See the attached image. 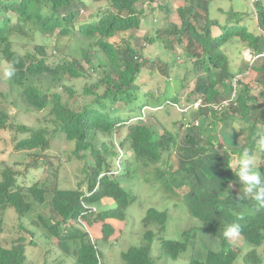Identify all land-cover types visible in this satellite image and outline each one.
<instances>
[{
  "label": "trees",
  "instance_id": "obj_1",
  "mask_svg": "<svg viewBox=\"0 0 264 264\" xmlns=\"http://www.w3.org/2000/svg\"><path fill=\"white\" fill-rule=\"evenodd\" d=\"M93 1L108 4L98 7L80 21L81 6L84 10L90 9L92 2L0 0V60H4L7 67V75L0 74V80L9 84L7 90H0V98L5 106L13 104L17 107L18 101H21L35 111H47L46 120L52 123V126L20 123L16 120V112H10L0 105V140L9 132L22 135L13 144L0 145L3 148L0 149L3 152L0 155V231L4 230L6 221L3 215L9 208H14L23 216L32 209L35 201L41 204L50 201L53 211L51 223L47 224L40 217L42 225L51 235L74 244L76 264H99L101 255L96 240L89 232L76 229L64 235L61 228L69 216L80 214L81 197L85 194L80 188L87 184L88 191L97 187L92 195L85 198L88 202H96L106 196L116 201L115 207L86 216L92 225L103 222L102 238L111 239L115 228L107 220H125L127 208L136 197L118 181L113 172L118 168L115 162L119 148H124L129 149L133 157L123 159L120 174L123 171L126 175L132 174L134 162L143 168L161 164L157 177L168 190L174 186L179 188L178 193L184 195L186 205L191 214L200 220L201 228L218 240L215 248L204 251L202 259L191 258L192 264H235L242 247L238 242L232 244L231 239L223 235L234 222L241 225L239 236L251 246L240 264H261L262 257L257 250L264 248V208L259 207L251 195H243V185L233 170L243 149L248 148L257 153L260 158L257 166L264 174V152H260L256 145L257 130L264 131V102H257L253 94L254 87L259 85V94L264 98V56L250 66L251 75L254 76L249 80L252 81L240 79L236 96L226 109L219 110L213 104H221L224 99L232 97L235 90L232 80L239 72L232 67L228 50L240 40L254 55H261L264 53V33L256 35L248 25L241 24L242 15L232 19L233 14H230L224 24L212 20L209 16L211 0H185L183 5L175 7L180 22L175 19L162 27L154 25L153 33L139 35L145 11L150 9L155 12L159 9L171 15L173 1ZM257 13L259 26L264 30V10H257ZM218 25L220 28L217 30ZM57 29L62 34L80 33L94 37V41L77 40L91 46L92 49L80 47L79 50L90 63L92 72L97 73L96 79L84 88L87 99L81 107L72 103L70 98L65 100L58 91L65 85L66 76L78 78L92 74L89 68L85 69L81 64L76 52H70L69 45L59 52L60 58L56 63L48 61L43 45L36 44L34 50L27 49L25 52L23 47H14L13 37H23L22 42L16 40L19 45L26 46L38 32H54ZM119 33L123 36L114 39ZM149 45H162L165 47L164 54L180 46L182 53L195 59L193 81L191 78L190 82L179 79L183 89L194 83L191 99L202 98L203 102V106L191 110V118L187 120L189 128L184 127V119L175 120L174 124L180 125L176 131H172L164 124L157 129L147 121H132L131 117L123 118L121 114L126 108H132L129 112L137 107L142 108V87L138 80L145 70L149 73L160 70L159 73L168 75L170 63L167 62L168 67L162 61L161 67L155 58L146 56L145 49ZM91 50L96 53L98 64H92V55L88 53ZM248 63L245 60L239 71L248 68ZM69 90L73 95V90ZM11 96L15 100L10 101ZM17 112L20 117L21 113ZM234 122H239L241 129L229 132L228 126ZM201 126H204L206 133ZM223 126L227 148L221 153L219 148L214 147L212 133ZM240 136L244 138L243 144L239 142ZM63 138L73 144L67 151L68 157L74 155L86 159V152L91 153V159H87L88 166L83 169L84 177L81 176L78 182L79 188H51V182L35 179L29 185L25 184L30 169L39 167L40 163L34 158L32 163L26 165L18 151L33 149L36 154L49 157L52 156L49 151L55 147V141ZM227 150H232L238 156L232 157ZM55 176L57 179L58 175ZM167 219L168 211L151 208L144 221L147 224L155 222L159 225L158 229L163 230ZM28 232L33 234V231ZM156 235V232L148 230L142 245L132 246L123 252L122 257L127 264H155L150 250ZM196 235L197 230L194 229L185 231L180 241L162 237L161 246L168 256L176 259L189 245L196 243ZM29 243H35V240L31 239ZM27 246L23 235L8 244L0 242V264H26Z\"/></svg>",
  "mask_w": 264,
  "mask_h": 264
},
{
  "label": "rangeland",
  "instance_id": "obj_2",
  "mask_svg": "<svg viewBox=\"0 0 264 264\" xmlns=\"http://www.w3.org/2000/svg\"><path fill=\"white\" fill-rule=\"evenodd\" d=\"M92 2L90 9L88 8L85 13H82L80 16V21L86 19L92 11L96 10L98 7H104L107 5L102 2H94L92 0H88ZM184 2L183 0H176V5L180 6ZM171 15H168L167 12L155 10L158 15H150V12H147L143 24L142 29L139 33H144V31H149V33L154 32V28L151 26L157 24L160 27L166 25L168 22L177 21L180 22V18L175 7L171 5ZM257 10H264V0H211L209 5V15L212 19L217 18L220 22H224L229 18L230 14H233L232 19L239 18L240 23L244 25H248L250 31H253L256 35L264 33V30L259 26V21L257 19ZM150 11V10H148ZM152 14H155L151 12ZM236 13V14H234ZM159 16L157 22H155V18ZM78 19V18H77ZM79 20H77L78 22ZM178 22V23H179ZM59 30H56L53 34H37L34 38L26 45H19V42H22L23 37H13L15 41L14 47H23L24 52L27 49L34 50V46L36 43L44 44L47 51V56L50 63H56L59 60L58 53L62 50H65L68 45L70 52H76L78 58L82 57V53L80 52V47L91 48L87 43H82L77 40L84 41H92L94 37H86L80 33L76 35L72 33L59 34L57 33ZM145 31V32H146ZM125 35V34H124ZM77 36L78 38L74 37ZM123 34H117L114 39H120ZM17 39V40H16ZM159 43V42H158ZM58 46V47H57ZM164 48L162 45H149L146 47V54L148 56L157 57V60L167 61L173 65V69L168 72V75H163V73H158V71H153L151 73L148 70H143L144 75L138 80L142 89L140 91V96L142 99L146 98L143 94H147L150 97V100H154L152 95L156 96L159 94L156 92L158 89L160 92L165 90L167 86V82L170 78L175 79H184L188 82L193 81L194 79V71L193 62L195 59H191L182 53L181 47L177 46L175 51L167 50L164 54ZM229 57L232 59V67L236 72H240L245 69L239 71L242 65H244L245 60L248 56V48L246 45L240 40H237L235 45H233L228 50ZM246 56V58H245ZM176 59V61H175ZM0 74L7 75V67H5L6 62L4 60H0ZM85 66H88L87 63L83 61ZM5 67V68H3ZM253 74L246 78L245 81L253 78ZM96 72H92V74L84 75L80 78H72L65 77V86L58 88L64 97V99H69L72 103H74L77 107L83 106L86 102V95L84 93V88L86 85H90L93 79H96ZM252 81V80H249ZM193 84L187 85L183 94V101L185 103L188 102V92L187 90L193 88ZM9 88V84L7 81L0 80V90H7ZM72 89L74 94L72 95ZM183 91V86L180 85L179 81H174L172 85H169L168 95L171 96H180ZM191 91V90H190ZM260 86L254 87L253 94L256 95L257 102L263 103L264 98L259 94ZM178 94V95H177ZM70 95H72L70 97ZM177 98V99H178ZM173 99V100H177ZM10 101L15 100L12 96L9 98ZM140 100V98L138 99ZM18 101V100H16ZM181 101V99H180ZM22 103V104H20ZM18 106L9 105L5 106L2 99L0 98V105L4 106L10 112H16V120L20 123H26L32 126L36 125H45L52 126V123L47 121V111H35L24 102L18 101ZM25 108V109H24ZM132 108H126L125 111L121 112L124 115L123 118L129 117V110ZM138 109V107L136 108ZM19 111L20 117L17 115ZM49 110V108L47 109ZM179 118H191V112L181 114L176 112V109L172 108L171 105H168L164 110L160 112L150 113L147 117V122L151 123L154 127L158 129V126L165 125L168 129L171 127V122H174ZM223 125V124H222ZM236 125L240 127L239 122H236ZM205 126H208L206 124ZM206 133L204 126H201ZM233 124L229 125L228 128L231 129ZM224 128V126H223ZM161 129V128H159ZM177 126L173 125L172 130H176ZM200 130V129H199ZM234 130V129H233ZM214 133H212L214 138V147L219 148V144L222 141L226 130H223L221 127L214 129ZM225 131V132H224ZM4 136V135H3ZM22 135L18 132H12L10 134L7 133L5 138L0 140V145L3 147L5 143L13 144L16 140L20 139ZM10 138L12 140H10ZM10 140V141H9ZM239 141L243 142V136H240ZM53 149H50L52 155V168L51 167H39L31 168L30 172L26 177L25 184L29 185L34 179L40 181H49L51 182V188L61 187V188H75L78 186V182L81 180L80 177H84V167L87 165V159H91V153H87V157L82 158L78 156L71 155L68 157L67 151L71 149L73 146L72 143L67 141L66 139L56 140ZM0 149H3L0 147ZM124 151H127L123 148ZM129 150V149H128ZM5 151H7L5 149ZM3 152L0 151V155ZM26 151H18L19 155L25 156ZM65 154V155H64ZM256 157V162H260V158L257 156V153H253ZM27 154L24 161L28 159ZM61 156V157H60ZM238 156V155H235ZM118 158V157H117ZM124 157L118 161L122 162ZM130 160V159H126ZM117 163V162H116ZM88 166V165H87ZM124 166H126V162H124ZM161 167V164H151L149 168H143L137 166V163H133V168L135 169L132 174H125V171L122 172L119 176H117L118 181L122 182L123 186L135 197L134 201L130 203L127 211L125 213L124 224L119 223L120 229L116 234L115 238L111 239H103L96 238L100 235V223L96 226V234L92 232L94 238H96V244L98 247V251L101 255V264H127V262L123 259L122 253L127 251L132 246H139L143 244L144 234L148 230H152L156 232L157 235L152 243L151 247V257L154 260L155 264H192L191 258L196 257L198 259H202L204 256V251L207 248H215L216 241H218L214 235L205 231L201 228V222L198 218L194 217L188 206L184 201V195L179 192V188L174 186L171 190H168L165 184L161 179L157 177V170ZM55 174L58 175L56 179ZM22 181V180H21ZM84 188H87V184H83ZM115 206V205H114ZM52 205L50 201L46 204H41L38 202H34L32 209L23 216H20V213L17 212L14 208H9L8 211L4 212L5 224H3V229L0 231V242L1 243H10L13 239H17L20 236H25L28 242L27 253L28 259L26 264H76L73 258L70 257V249L71 246L68 242L59 239L56 236L50 234L49 230L42 225V219L48 224L51 223L50 215L52 213ZM154 208L160 211H168V219L165 223V228L163 230H159V225L155 222H151L149 224L145 223L144 218L147 216V212L149 209ZM53 214V213H52ZM23 226V227H21ZM197 230L196 243L189 245L186 250H184L180 256L176 259L168 256L162 246H161V238L168 240H183L184 232L188 230ZM95 230V228H93ZM91 230V231H93ZM33 234L35 235L34 238ZM66 229H62V234H65ZM31 239L35 240V243L30 244ZM232 244L234 242L240 243L241 254L238 256L235 264H240L243 260L244 255L251 248L249 244L242 240V238L238 235L236 238L231 239ZM206 246V247H205ZM239 246V245H238ZM205 248V249H204ZM72 249L74 251V245L72 244ZM258 254L262 257L261 264H264V248L260 247L257 250Z\"/></svg>",
  "mask_w": 264,
  "mask_h": 264
},
{
  "label": "clouds",
  "instance_id": "obj_3",
  "mask_svg": "<svg viewBox=\"0 0 264 264\" xmlns=\"http://www.w3.org/2000/svg\"><path fill=\"white\" fill-rule=\"evenodd\" d=\"M169 1H173L172 5H174V7H178L176 5V0H158V2H165V3H169ZM183 1L185 2V0H183ZM253 1H256V0H253ZM184 2H182L181 5H183ZM148 10H150V9H148ZM148 10L145 11L146 15L148 14L147 12H150V15H155V17H156V15H158V13H156V11L159 10V9H156L155 12H153L151 10L148 11ZM86 11L87 10H84V8L81 6L80 13L82 14V13H85ZM159 11L165 12L164 10H159ZM151 12H153L155 14H152ZM11 14H13L14 17H15V13H13L11 11ZM144 19L145 18L142 19V24H143ZM158 19H159V16L157 18H155V22H157ZM212 20H217L220 24H224L227 21L226 20L224 22H220L217 18H214ZM156 25L157 24H155V26ZM153 26H151V27L154 28ZM157 26H159V25H157ZM216 28L218 30L220 28V26L218 25ZM57 30H59V29H57ZM154 30H155V28H154ZM217 30H215V31H217ZM140 31H143L142 26H141L139 32ZM145 31H144V33H139L138 32V34L139 35H141V34L144 35V34H146V32L147 33L149 32V31H146V32ZM54 32H45V33L38 32L37 34L48 35V34H53ZM57 33H59V31ZM59 34H62V33H59ZM67 34H69V33H67ZM92 41H94V40H92ZM36 44L39 45V46L43 45L44 49H45V52L47 54L46 47H45L44 44H38V43H36ZM34 48H35V46H34ZM92 51H94V50H91V51L88 52L89 56L92 55V59H91L92 64H98L96 62L97 58L95 57L96 53L92 52ZM145 52H146V49H145ZM58 55H59V53H58ZM146 56L151 58V59L155 58L157 60V57L148 56L147 54H146ZM263 56H264V53L261 54V55H257V56L254 55L252 53V51L250 50V48H248V56H247V59H245V60L247 62H249L248 63L249 65H248V68L242 70V73H240L241 72L240 71L233 78L232 85H233L235 90L232 93V97H229L228 99H224L221 104H213L214 107H217L219 110H223V109H226L228 107L230 101L232 102L234 100V97L236 96V92L238 91V89L240 87V85H239L240 79L241 78L246 79L247 77H249V75H251V72H252V69H250V66L259 57H263ZM245 58H246V56H245ZM47 59H48V56H47ZM79 59H81V64L82 65H84L83 61L88 64V66L84 65V67H85V69L89 68L88 71H91V73H92L93 69L91 67H89V66H91L90 63L83 56L81 58H79ZM48 61H49V59H48ZM157 61H158V63H161V67H162V61H160V60H157ZM165 63L167 64V61H164L163 65ZM170 65H171L170 69L172 70L173 69V65L171 63H170ZM168 67H169V65H168ZM170 69H169V71H170ZM159 71H158V73H159ZM89 74H88V76H89ZM72 78H74V77H72ZM78 78H80V77H78ZM175 80H177V79L170 78V80L167 82V86L165 87V90L163 92H160L157 89L156 92L159 93V94L156 96V98H155V95H152L154 100H150L151 98L148 97L147 94H145L144 97L146 98V101H144L145 99L142 100V98H141L142 105H143L142 108L135 109V110L129 112L130 113L129 117H131V120L133 121V120L136 119L138 121H140V120L147 121V117L149 116L150 113H155L157 111L160 112V111L164 110L168 105H171L172 108L176 109V112L181 113V114H185V113L191 112V110H197L198 108H200V106H203L202 98H198L196 100L191 99L192 90L195 87L194 83H191V84L194 85L193 88H190V89L187 90V92L189 94V96L187 98L188 99L187 103H185L183 101V94H185L184 93L185 89H183L182 94L180 96L181 101L178 98V96L174 97V96L168 95L167 93L169 92V85H172ZM64 86H62V87H64ZM186 87H187V85H186ZM173 99H177V100H173ZM197 102L199 103V106L196 107L195 104ZM179 119H184L185 120V122H184L185 125L183 124L185 128H189L190 127L189 123L187 122L188 118H179ZM179 119H176V120H179ZM198 123L199 122H195L196 125H198ZM173 125H175L174 122H171V127L169 128V130H172V126ZM179 125H180V123L175 125V126H177V129H178ZM199 125H200V123H199ZM222 129L224 130V128H222ZM233 129L239 131V129H241V128L236 125V122H234L233 127L231 129H229L228 131L232 132ZM176 130H172V131H176ZM239 142L241 144H243L244 141L243 142L239 141ZM256 145H257L258 150L260 152H264V131L259 130V129L257 130V134H256ZM220 146H222L223 149L219 150V152L223 153L225 148H227V145L224 143V139H222V141L220 142L219 147ZM19 151H26L25 156H23V160L25 159L27 154H30L28 156V159L26 161H24L26 163V165L29 164V163H32L34 158H37L41 167H51L52 168V156L44 157V154H36L35 150H33V149L32 150L22 149V150H19ZM227 151L232 153V150H227ZM253 153L254 152H251L248 148H244L240 158L235 162V171L233 170L232 167H229V168H231L233 170L235 175L239 178L240 183H242V185H243V188H242L243 189V191H242L243 195L244 196L251 195L252 198L257 203V205L259 207L264 208V174L261 173L259 167L257 166L256 157H255V155ZM50 154H53V153L50 152ZM235 155H237V153H232V157H236ZM78 157H80V156H78ZM123 157H124V159H132L133 154H132V152L130 150L124 151L123 148H119V155H118V158L116 159L117 163L115 162V164L117 165L118 168L115 171H113L115 176H119L120 175V166L122 165L123 160L120 163L118 161H120ZM229 187L231 188L232 185L229 184ZM59 188H61V187H59ZM78 188H79V184L75 188H61V189H78ZM80 189L85 192V194L81 197L82 210H81L80 214H78L77 216H69V218L66 221L63 222V225H62V228H61V233H62V229H66V231H67L64 235H67V234L71 233L72 230L78 229V230H83L85 232H89L91 237L94 238V236L92 235V232L95 233V230H93V228H95V224L97 225V224L100 223V236L96 237V238H102L103 236H102V232H101V227L103 226V222H101V221L95 222L92 225L86 220V216H88V217H89V215L94 216V215H97L98 213H100V212H102V211H104L106 209L113 208V207L116 206V201L112 197L106 196V197L101 198L99 201L91 203V202H88L85 198L89 197L90 195H92L97 190V187H95V189L93 191H88V186L85 189L84 186L82 185V188H80ZM111 201L113 203L109 204V202H111ZM51 210H52V208H51ZM52 213H53V211H52ZM111 220H116V219H108L107 221L110 222ZM118 221H121V223L124 224V220H118ZM114 228H115V231H116V234H117V232L119 231L120 227H117L115 225ZM91 230H93V231H91ZM115 231H114V233H115ZM240 231H241V225L238 222H234L233 224H231L224 231L223 235H224V237L226 239H234V238H236L239 235ZM114 233H112L111 238H115L116 234L114 235ZM96 238H94V239L96 240ZM63 241L68 242V244L71 246V249L69 250L70 253H71L70 257L73 258L74 262L76 263L77 256L75 254L76 253L75 246H74V251H73V249H72V244L73 243L70 242V241H67V240H63ZM240 253H242V252H240ZM99 264H101V260H100Z\"/></svg>",
  "mask_w": 264,
  "mask_h": 264
},
{
  "label": "crops",
  "instance_id": "obj_4",
  "mask_svg": "<svg viewBox=\"0 0 264 264\" xmlns=\"http://www.w3.org/2000/svg\"><path fill=\"white\" fill-rule=\"evenodd\" d=\"M113 202L111 201V202H109V204H112ZM114 226L116 225L117 227H120V226H122L123 225V223H122V225H120L119 223H121V221H118V220H111L110 221ZM98 225V224H97ZM96 224H95V232H96V230H97V228H96V226H97ZM100 236V235H99Z\"/></svg>",
  "mask_w": 264,
  "mask_h": 264
},
{
  "label": "built area",
  "instance_id": "obj_5",
  "mask_svg": "<svg viewBox=\"0 0 264 264\" xmlns=\"http://www.w3.org/2000/svg\"><path fill=\"white\" fill-rule=\"evenodd\" d=\"M195 106H196V107L199 106V103L197 102V103L195 104Z\"/></svg>",
  "mask_w": 264,
  "mask_h": 264
}]
</instances>
